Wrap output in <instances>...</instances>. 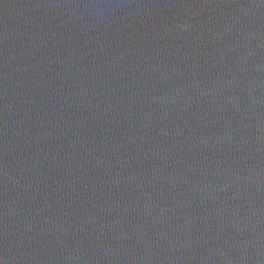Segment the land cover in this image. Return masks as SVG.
<instances>
[{"label":"water","instance_id":"1","mask_svg":"<svg viewBox=\"0 0 264 264\" xmlns=\"http://www.w3.org/2000/svg\"><path fill=\"white\" fill-rule=\"evenodd\" d=\"M0 264H264V0H0Z\"/></svg>","mask_w":264,"mask_h":264}]
</instances>
